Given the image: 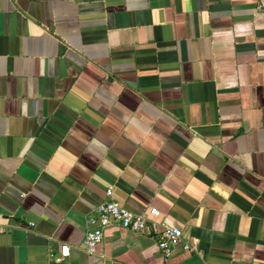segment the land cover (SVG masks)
<instances>
[{"label":"crops","instance_id":"crops-1","mask_svg":"<svg viewBox=\"0 0 264 264\" xmlns=\"http://www.w3.org/2000/svg\"><path fill=\"white\" fill-rule=\"evenodd\" d=\"M257 2L0 0V264H264ZM108 188L180 244L112 225L88 255Z\"/></svg>","mask_w":264,"mask_h":264},{"label":"built area","instance_id":"built-area-1","mask_svg":"<svg viewBox=\"0 0 264 264\" xmlns=\"http://www.w3.org/2000/svg\"><path fill=\"white\" fill-rule=\"evenodd\" d=\"M257 9L264 12V0H258ZM104 196V201L84 220L85 233L82 244L88 255H92L97 245L101 242L102 231L112 225H117L122 229L133 232L154 234L156 247L164 257H167L172 249L180 244V230L157 223L158 211L156 209L148 208L144 212L133 213L121 207L111 198L110 188L105 190ZM182 249L191 250L192 247L184 244ZM68 256V246L61 244L54 261L58 263Z\"/></svg>","mask_w":264,"mask_h":264}]
</instances>
